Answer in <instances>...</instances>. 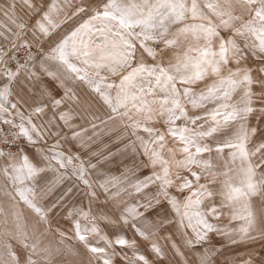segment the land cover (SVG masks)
Wrapping results in <instances>:
<instances>
[{
    "label": "snow or ice",
    "instance_id": "6c2138e0",
    "mask_svg": "<svg viewBox=\"0 0 264 264\" xmlns=\"http://www.w3.org/2000/svg\"><path fill=\"white\" fill-rule=\"evenodd\" d=\"M0 13V264H264V0Z\"/></svg>",
    "mask_w": 264,
    "mask_h": 264
},
{
    "label": "rangeland",
    "instance_id": "374dc122",
    "mask_svg": "<svg viewBox=\"0 0 264 264\" xmlns=\"http://www.w3.org/2000/svg\"><path fill=\"white\" fill-rule=\"evenodd\" d=\"M253 122H255V121H253ZM223 223H227V221L224 220ZM101 226L102 227H105L106 228V231L110 230V228H107L105 225H101ZM167 230L168 229H165V228L163 230H160L159 235H164ZM124 231H125V234L129 238H132L133 233L130 230H124ZM108 232L111 235L112 230L111 231H108ZM49 239L52 240L55 243L56 241H58L59 238L49 237ZM136 239H137V243H138V246H139L140 250L142 252H144V254L147 255L150 260H153V264H166L165 261H157V260H154L152 254L148 251L149 241L143 240L140 237H136ZM213 241L216 242V238ZM159 242L164 246V248H165L166 251L171 252L170 245L167 243V241L161 240ZM177 242L179 243V241H177ZM72 243H73V241H72ZM261 243H264V241L257 242L254 245H239V246H234L233 248L226 250L224 252V255L225 256H228V255H232V254H235V253H244L250 247H254L257 251H261V249H260V244ZM197 250H199V249H197ZM117 251H120V249H117ZM80 254H81L80 256H73L71 254H68V255H62L60 257H57L56 264H80L81 258L87 256V254H82V253H80ZM114 264H122V261L119 258H116L115 261H114ZM217 264H219V259L217 260Z\"/></svg>",
    "mask_w": 264,
    "mask_h": 264
},
{
    "label": "crops",
    "instance_id": "0c3cea01",
    "mask_svg": "<svg viewBox=\"0 0 264 264\" xmlns=\"http://www.w3.org/2000/svg\"><path fill=\"white\" fill-rule=\"evenodd\" d=\"M9 2V0H0V5H7V3ZM16 11H17V14L18 15H20V16H23L25 19H27V17H26V15H25V13H24V11L20 8V6H19V4L17 5V9H16ZM3 20V14L2 13H0V21H2ZM33 20H34V18H33ZM31 23L32 22H29V26H31ZM13 30H15V29H13ZM30 41L32 40V37H31V35L29 34L28 35V37H27ZM3 43H5V45H7V42L6 41H3ZM35 42H33V44H34ZM45 47H47V45H45ZM32 51H36V48H35V46L32 48ZM162 126V125H161ZM108 139V137H105V140H107ZM49 143H51V141H49ZM73 150L75 151L76 149L75 148H73ZM0 199H2V198H0ZM5 208L7 209V204L5 203ZM24 215H25V217H28L30 214L25 210V212H24ZM62 223H64V222H62ZM64 227H68V225H67V223H64ZM164 228H162L161 230H163ZM108 230V229H107ZM123 230V229H122ZM171 229L170 228H168V230L167 231H170ZM108 231H111V229L110 230H108ZM53 238L55 237V236H52ZM55 238H58V237H55ZM215 239V237H213V240ZM56 241V240H55ZM66 243H68V244H73V246H74V248H76L77 249V251L79 252V253H82V254H87L86 253V250L82 247V245H79V244H77V243H72V241H67ZM213 243H219V241L218 240H216V242L215 241H213Z\"/></svg>",
    "mask_w": 264,
    "mask_h": 264
}]
</instances>
